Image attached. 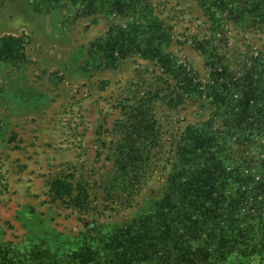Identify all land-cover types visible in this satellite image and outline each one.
I'll return each mask as SVG.
<instances>
[{
  "label": "rangeland",
  "instance_id": "rangeland-1",
  "mask_svg": "<svg viewBox=\"0 0 264 264\" xmlns=\"http://www.w3.org/2000/svg\"><path fill=\"white\" fill-rule=\"evenodd\" d=\"M107 1L43 0L37 8L26 0L0 1V40L20 39L8 48L20 59L0 61V246L11 258L21 249L30 263L28 254L48 245L59 261L81 259L88 243L98 246L100 237L150 211L190 128L223 127L219 135L231 148L226 165L241 157L260 176L264 137L252 133L264 123L263 110L247 115L255 125L242 131L241 120L232 131L215 114L208 86L228 69L241 89L232 98L236 114L244 110L247 88L263 89L264 17L241 22L220 11L264 12V0H114L112 14L101 11ZM86 6L101 12L84 15ZM150 22L151 30H166V39L154 38L166 56L121 43L128 41L123 30ZM172 68L198 91L183 88L186 79ZM57 178L86 190L83 209L73 198L53 201ZM16 257L6 264H22Z\"/></svg>",
  "mask_w": 264,
  "mask_h": 264
},
{
  "label": "trees",
  "instance_id": "trees-1",
  "mask_svg": "<svg viewBox=\"0 0 264 264\" xmlns=\"http://www.w3.org/2000/svg\"><path fill=\"white\" fill-rule=\"evenodd\" d=\"M0 1L4 3L6 0ZM26 1L37 8L34 4L39 5L43 0ZM88 1V3L98 2V0ZM114 7V0H108L104 6L105 10L101 11L112 14L118 11L113 10ZM87 8L88 6L85 7L84 15L101 12L95 10L97 9L95 7H91V10H86ZM128 9L124 11H132ZM225 11H228L229 15L233 13L241 22L264 17L263 10H221L220 12ZM139 12L140 10H137L134 13ZM206 12L214 15L218 10H206ZM136 20H140V17ZM219 21H214V24L218 26ZM157 31L158 33L151 30V22L149 26L134 25L123 30L125 40L128 41L121 43L130 44L150 57L166 56L160 45H156L154 41L157 34L166 39V30L161 27ZM113 39L111 36L108 37V43ZM105 40L107 38L101 39L100 42L103 43ZM12 41L19 42L20 39L0 40V61L10 62L20 59L18 52L17 55L8 53ZM118 43L113 44L119 45ZM201 45L206 48L210 42L204 41ZM259 60L263 62V58ZM171 73L177 78L186 77L178 69L172 68ZM215 76V88L208 86L213 91L210 103L214 107L215 114L224 116V122L230 123L232 131L242 124L241 120L243 124L246 121L242 131H245L247 126L255 125L247 115L252 117L262 110L261 116L264 115V108L259 107L260 102H264V87L261 90L254 88L252 91L247 88L248 92L246 90L243 92V95L246 93V97L242 95L243 99H241L244 102V110L236 114L238 102L235 103L232 98L241 89L237 88V82L231 79L232 75L228 69L225 68L224 72L216 73ZM180 85L183 88L187 86V90L192 93L198 91L196 84H189L187 79L182 80ZM230 113L232 116L227 119ZM256 121L260 123L257 117ZM222 129L223 127L217 131L212 125L204 124L199 129L190 128L185 131L174 158L173 171L160 199L144 215L137 216L131 223H125L123 227L114 229L115 232L109 238L104 235L100 237L102 243L98 246H95V243H88L83 258L59 261V257H54L56 255L48 245L43 251L28 254L32 257L30 263H28L29 259L25 260L27 254L21 249H14L15 255L12 257L18 256L22 264H89L91 262L93 264H264V161L261 170L257 171L259 177L250 169L251 164L241 157H237L233 160L234 164L227 166L225 158L229 156L231 148L225 146V140L219 135ZM238 131L240 132V129ZM255 131L257 132L252 133L253 136L264 137V123L257 126ZM231 138L230 135L228 139ZM236 139L242 143L246 140L241 141L242 136ZM254 140L251 138L250 141ZM136 161L137 159H134L130 162ZM128 163L123 164L122 171L127 172ZM230 168H233L231 172L228 171ZM246 169H250V172ZM234 183H239L237 192L228 193V186L232 188ZM77 191L78 194L75 196ZM51 192L53 201L73 198V204L80 209H83L88 202L87 192L82 186L76 187L63 178L53 181ZM9 255L10 250L0 246V264L12 263L13 258Z\"/></svg>",
  "mask_w": 264,
  "mask_h": 264
}]
</instances>
